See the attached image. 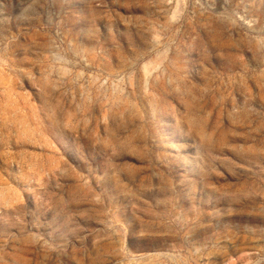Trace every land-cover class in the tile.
<instances>
[{
  "label": "rangeland",
  "instance_id": "rangeland-1",
  "mask_svg": "<svg viewBox=\"0 0 264 264\" xmlns=\"http://www.w3.org/2000/svg\"><path fill=\"white\" fill-rule=\"evenodd\" d=\"M0 264H264V0H0Z\"/></svg>",
  "mask_w": 264,
  "mask_h": 264
},
{
  "label": "bare ground",
  "instance_id": "bare-ground-1",
  "mask_svg": "<svg viewBox=\"0 0 264 264\" xmlns=\"http://www.w3.org/2000/svg\"><path fill=\"white\" fill-rule=\"evenodd\" d=\"M169 147L172 149V150H180V149H182L183 148V146L179 143V142H177V141H173V142H171L170 143V145H169Z\"/></svg>",
  "mask_w": 264,
  "mask_h": 264
}]
</instances>
